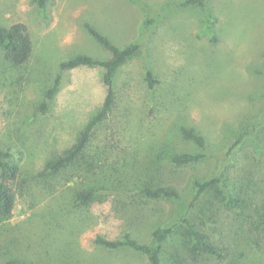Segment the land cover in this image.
Listing matches in <instances>:
<instances>
[{"label": "rangeland", "instance_id": "374dc122", "mask_svg": "<svg viewBox=\"0 0 264 264\" xmlns=\"http://www.w3.org/2000/svg\"><path fill=\"white\" fill-rule=\"evenodd\" d=\"M186 1L47 0L41 9L34 0H0V26L23 22L32 41L20 65L0 48V146L20 167L13 209L0 221V264H149L141 252L108 249L94 238L128 231L150 242L153 228L181 216L211 236L218 262L264 264V0ZM85 22L117 47L137 43L138 50L112 77V109L85 150L94 165L50 181L39 172L75 141L105 95L103 69L78 66L62 71L40 109L61 61L110 58ZM182 128L201 134L204 147ZM183 152L204 155L186 165L167 161ZM107 176L109 191L51 220L55 204H71L76 191L101 186ZM211 178L216 188L194 199V181ZM145 180L174 186L180 198L144 197L136 186Z\"/></svg>", "mask_w": 264, "mask_h": 264}, {"label": "trees", "instance_id": "16d2710c", "mask_svg": "<svg viewBox=\"0 0 264 264\" xmlns=\"http://www.w3.org/2000/svg\"><path fill=\"white\" fill-rule=\"evenodd\" d=\"M34 1L41 9L45 7L47 2V0ZM186 2L202 3L201 0H187ZM84 28L99 45L110 52V58L101 59L87 54H77L72 58L61 61L58 73L44 93V100L40 109L43 111L57 92L62 78V71L78 66L101 67L103 69L102 82L105 85V95L101 105L83 125L75 141L59 155L46 162L39 172L40 176L50 181L57 180L60 175L63 176V180L71 179L74 175L72 172H74L75 168L81 166L82 163L84 166L86 165L87 169L92 164L94 165V161H88L89 159H87L85 150L95 127L106 118L112 109L114 102L112 77L116 69L130 59L138 50L137 43H130L122 48L117 47L107 36L100 33L88 22L84 23ZM0 48L3 51L4 58L11 64L20 65L24 63L28 59L32 49V41L27 26L23 22H14L8 26H0ZM145 80L149 87H152L156 82L149 67L145 70ZM181 133L184 138L191 140L198 147H204L205 138L193 129L182 128ZM203 155L202 152L170 154L167 156V161L173 165H186L200 160ZM19 176L20 167L14 160L12 152L0 146V221L5 220L13 209L16 197L13 184ZM218 182V178H211L205 181L195 180L196 192L194 199H197L205 189L216 188ZM99 183L101 186L96 188L89 186L76 191L71 204L68 203L65 206L55 204V208L51 209V220L64 215V213L76 212V208L87 204L97 192L109 191L110 178L108 176L104 177L103 181ZM119 184L123 185L125 183L119 181ZM136 187L147 198H180L178 190L174 186L160 184V182L158 183L153 180H145L140 187L138 185ZM54 189L55 187L53 186L49 191L52 192ZM229 200L232 205L240 204L241 201L239 197L232 195L229 196ZM260 223L264 227V212L260 218ZM94 242L108 249L128 247L141 252L147 256L149 264H197L199 262H202L201 264H208L210 259L217 262L214 264H223L217 260H221V254L211 236L207 232L200 230L187 216H181L180 221L168 226L158 225L153 228L150 242H138L128 231H125L116 239H110L98 234L95 236ZM6 264L33 263L27 262L25 259L11 258L6 260ZM240 264L243 263L240 262Z\"/></svg>", "mask_w": 264, "mask_h": 264}]
</instances>
